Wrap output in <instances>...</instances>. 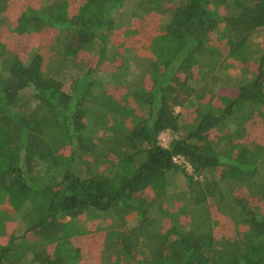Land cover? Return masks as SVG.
Masks as SVG:
<instances>
[{"label":"trees","instance_id":"16d2710c","mask_svg":"<svg viewBox=\"0 0 264 264\" xmlns=\"http://www.w3.org/2000/svg\"><path fill=\"white\" fill-rule=\"evenodd\" d=\"M261 122L264 0H0V264H264Z\"/></svg>","mask_w":264,"mask_h":264},{"label":"rangeland","instance_id":"374dc122","mask_svg":"<svg viewBox=\"0 0 264 264\" xmlns=\"http://www.w3.org/2000/svg\"><path fill=\"white\" fill-rule=\"evenodd\" d=\"M88 61H91L92 60V57H86ZM135 69V66H133V68L131 70H134ZM75 74H77V70H67V75H66V79H71L75 76ZM101 79H108L109 78V74L107 72H102V73H99L97 74ZM261 128L259 130H257L256 128H254L253 126H250V131H251V128H254V131H251V133L254 135V139L256 140H263V137H262V134L264 132V123L261 122L260 124ZM173 138V135L172 133L170 132H164L160 135L159 139H160V143L162 144V146H168L170 141L172 140ZM88 221V222H87ZM86 222L88 224H91L93 223L94 221H90V220H86ZM99 227L101 228V225H98L96 227V231H93L94 233H99L102 229L99 230ZM75 243L78 244L79 246H82V245H85L87 243L86 239L85 238H82L79 239V238H76L75 240Z\"/></svg>","mask_w":264,"mask_h":264},{"label":"built area","instance_id":"2783aa9c","mask_svg":"<svg viewBox=\"0 0 264 264\" xmlns=\"http://www.w3.org/2000/svg\"><path fill=\"white\" fill-rule=\"evenodd\" d=\"M176 160L179 161V162L184 161V159H179V158H177Z\"/></svg>","mask_w":264,"mask_h":264}]
</instances>
